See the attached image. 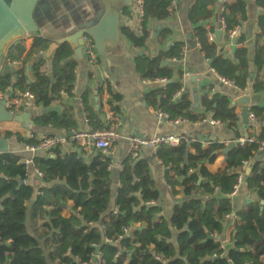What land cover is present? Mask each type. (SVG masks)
I'll use <instances>...</instances> for the list:
<instances>
[{"label": "trees", "instance_id": "1", "mask_svg": "<svg viewBox=\"0 0 264 264\" xmlns=\"http://www.w3.org/2000/svg\"><path fill=\"white\" fill-rule=\"evenodd\" d=\"M144 17L142 33L137 34L130 28L123 32L137 47L146 45L150 31L147 23L152 20H166L172 12L169 0H143ZM217 0H196L189 11L195 36L200 50L211 61L212 68L221 78L234 82L240 90H246L252 81L253 90H264V76L251 78L252 64L264 69V15L260 16V32L257 34L254 53L251 56L249 47H237L233 56H226L224 48L209 38L205 22L211 15L209 4ZM264 7V0H257ZM223 17L226 23L224 39L236 44L243 43L245 36H233L232 32L246 19L243 0H226ZM171 30L161 29L158 42L164 43ZM52 40L46 37L36 39L34 48L23 61L20 58L26 51L23 40L10 44L4 58L17 66L14 72L0 71V91L14 95V90L31 91L37 105L49 106L61 96V91L70 92L74 86L78 61L73 57L74 50L69 43L62 44L52 58L53 70L49 74L47 61L43 53L49 48ZM183 42L161 49L154 57H137L138 70L142 78L157 80L167 78L166 85L152 90L148 99L160 111L169 113L173 119L202 121L212 113L216 121L237 128L240 116L231 104V97L221 93L213 96L206 92L201 98L203 112L193 109L191 92L186 90L178 96L183 84L175 79V69L171 64L173 58L183 56ZM43 52V53H42ZM38 59L31 64L34 80L29 82L23 64L30 62L33 55ZM23 63L22 66L15 64ZM168 64H165V62ZM12 89V90H11ZM121 96L111 92V105L114 114L119 111L115 102ZM251 111L257 120L263 122L253 142L241 144L238 134L234 146L227 153V167L217 173L208 170L205 162H213L216 152L227 147L224 143H211L208 149L195 142L192 146L196 152L191 153V143L183 139L178 146L163 144L159 147L157 157L163 164L171 167L173 175L169 182L174 185L183 177L187 199L174 208L172 220L160 215L162 208L158 205L160 193L150 173L151 159H127L121 173L122 186L115 196L118 211L105 214L114 197L112 189V172L109 168L110 157L96 156L91 163H86L76 152L62 154L60 146L52 149L56 155L36 156V168L42 171L43 179L48 184L42 189L30 210L34 189L22 183L28 176V165L20 162L19 155L0 153V264H85L90 263L98 248L103 255L101 264H264V212L261 202L264 201V159L258 155L264 143V107L252 106ZM38 126H55L71 129L72 123L65 113L52 111L35 116ZM103 127V123L97 128ZM24 140L27 144H37L39 137ZM186 156V158H185ZM254 160L249 173L247 186L257 199L240 212V221L235 225V244L227 253L220 247L215 235H221L224 223L233 211L232 193L245 164ZM202 181L199 182V179ZM73 200L74 213L65 217L62 212ZM155 204H151V203ZM157 203V204H156ZM44 220L45 231L34 236L28 228V220ZM103 223V229L96 224ZM146 227L136 228L135 223ZM178 230L179 249L173 247V231ZM47 237L42 245L41 240ZM105 238L111 241H105ZM130 255L129 261L127 256ZM212 257H217L212 259Z\"/></svg>", "mask_w": 264, "mask_h": 264}, {"label": "crops", "instance_id": "2", "mask_svg": "<svg viewBox=\"0 0 264 264\" xmlns=\"http://www.w3.org/2000/svg\"><path fill=\"white\" fill-rule=\"evenodd\" d=\"M110 1L113 6L121 12L120 45L117 48H108L111 67L116 68L114 77L102 66L101 59L98 65H92L88 62L86 56L84 59L78 60L73 54V57L78 61V65L75 69L76 78L72 90L70 92L65 90L61 91V96L54 100L49 106L44 107L42 105H37L34 101L31 107L22 109L19 112L30 114V120L32 121L35 116L52 111H56L60 114L65 113L72 123V128L59 129L52 125L43 127L35 124L32 129H27L25 127V121H4L0 123V137H4L7 140L9 145L8 152L19 155L21 158L20 162H23V159L31 158L32 154L25 151L27 143L22 139L30 137L29 135L32 132H36L40 139L44 135L62 136L69 135L73 131L96 128L100 125V122L102 124L105 113L113 112L109 103L111 92L118 94L121 96V101L115 102V104L119 106V111L117 114H114V112L113 114L116 127L123 135V139L117 144L116 149L108 156L111 159L109 168L112 172V189L114 190V197L105 216L109 212L115 211L117 208V206H115V196L118 189L122 186L121 173L124 169L125 161L127 159L137 161L138 159L148 158L151 159L149 161L151 176L160 193V200L158 202V205L162 208L160 215L164 216L168 221H171L176 205L182 204L187 199L182 185L184 178H179L178 183L174 185L169 182V175H173L174 173L171 167L163 164L161 159L157 157L159 148L145 146L141 150L140 157L138 159H132L130 156V142L128 137L134 134L142 136L172 134L189 140L191 143L190 152L195 153L196 150L192 146L195 142L201 143L205 149H208L211 143H224L228 146V144L236 141L238 134H241V138L249 133L257 132L259 128L256 126L254 127L251 121L247 124L244 123L242 116L243 107L239 104H233L234 99L238 95L243 94L240 93L234 85L221 79V76L212 68L211 61L206 58L200 50L193 24L189 19V11L196 0H181L178 8L172 12V15L166 20H150L147 23L150 37L143 47L135 46L123 32V28L128 27L137 34L142 33L143 18L140 15L138 0ZM225 1L226 0L221 2L217 0L216 3L209 4L208 9L211 11V15L205 22V27L209 30V33L214 35V40L224 48L223 52L226 56L232 57L236 48L240 46L249 47L252 56L256 37L260 32L259 19L260 16L264 15V7L259 5L257 0H243L245 2L246 19L236 28L237 32L234 36H245V41L236 44L234 43V38L229 42L224 39L225 28H223V11ZM102 6L103 0H43L37 8L41 37L51 39L52 42L55 39L64 37L74 26L93 17ZM159 26L161 27L158 30ZM164 28L170 29L171 34L165 42L161 44L158 42V35L160 30ZM219 30H222V34L218 38L217 33ZM155 31L158 32L157 36L154 38L153 33ZM37 36L36 34L25 35L15 40H23L26 46V51L20 58L21 61H23L26 55L34 48ZM177 42H183L185 44L183 56L177 60L172 59L171 64L175 69V79H179V71H183L181 81L185 91L188 90L191 92L194 103L193 109L196 112H203L201 98L206 92L210 93L211 96H213L214 93L228 95L231 97V104L235 107L236 113L240 116L237 128H230L223 122L211 123L210 120H214L212 118V113H208L206 119L196 122L182 120L179 123H164L159 120L156 113L159 109L149 102L148 95L152 90L162 84L157 82V80L152 81L142 78L138 70L137 57H154L161 49H167L170 45ZM8 47L5 54L7 53ZM251 47L253 48L252 50ZM54 54L55 52L52 56L45 57L49 74H51L53 70L52 58ZM38 56V54H34L31 61L25 64L21 63V61L15 63H18V66L19 64H23L29 82L34 80L31 64L38 59ZM8 65L14 67L15 70L18 68L9 62ZM2 70H4L3 67L0 71ZM251 70V78H254L258 74L264 76V69L259 71L255 64H252ZM195 78V85L198 88L199 95V105L197 107L195 106L193 92V81ZM19 91L20 90L16 89L14 93ZM246 91L247 95L252 97V102L249 104L250 109L255 105L264 107V90L255 92L251 81ZM60 150L63 155L76 152L86 163H91L96 156L102 155L96 148L93 150L91 147L85 149L70 142L62 144ZM224 150L225 149L216 152V158L213 162H205L208 170L212 173H217L227 167L228 156L224 153ZM46 155H50L51 157L54 155L52 158L56 157L52 150L48 153H39L37 156ZM258 157L264 159V148L261 149ZM252 162L255 161L251 160L245 164L243 183L238 193L233 196L229 194L233 204V211L224 223L223 233L221 235H215V239L220 243V247L225 250V253L234 247L235 225L240 221V212L246 210L249 205L257 199V195L249 191L246 182V176H249L251 171H248V167ZM27 165L28 176L23 183L31 185L34 189L33 199L29 203L31 210L33 202L42 194V189L47 187L48 184L43 179V176L39 175V169L36 168L35 163H29ZM73 206V200H69L68 207L62 212V215L70 217L72 213H74ZM43 224L44 220L40 218L31 219L29 217L28 228L34 236L40 235L45 231ZM96 225L101 229L104 228L102 221L98 222ZM145 227L143 223L139 222L135 223L132 229H126L125 232L126 234H131L134 229H143ZM178 233V230H174L171 240V244L177 249H179ZM46 239L47 237L45 236L42 238V245ZM105 241H108V239L105 238ZM129 259L130 255L127 256L128 261ZM167 262L168 261H166L165 264H167Z\"/></svg>", "mask_w": 264, "mask_h": 264}, {"label": "water", "instance_id": "3", "mask_svg": "<svg viewBox=\"0 0 264 264\" xmlns=\"http://www.w3.org/2000/svg\"><path fill=\"white\" fill-rule=\"evenodd\" d=\"M43 0H0V69L3 67L5 72L15 71L14 67L4 65L5 51L7 47L16 39L25 35H38L41 37V28L38 23L37 8ZM223 2L224 0H220ZM121 12L117 10L110 0H103V6L101 9L89 20L79 23L74 26L67 35L64 37L53 40L47 51L43 53L44 57H50L55 50L60 48L62 44L69 43L74 50V55L78 60L85 58L84 53V35H90L96 45L97 53L101 59V64L105 70L114 77L115 67H111L109 60L108 48H117L120 45L121 40ZM161 26L158 27V30ZM157 32L153 33L154 38L157 36ZM222 30L217 33L218 38L221 36ZM236 43V38H234ZM253 48L251 47V50ZM165 64H168L166 61ZM19 66H22L19 64ZM113 72V73H112ZM194 87V100L195 106L199 105L198 88L196 84V78L193 81ZM252 102L250 95H238L233 104H239L243 107L242 116L244 123H249L250 107ZM8 99L4 98L0 101V123L4 121H25V127L32 129L35 126L34 121L30 120V114L28 113H12L7 107ZM234 146V143L228 144L224 153H228L229 149ZM94 145L91 146L93 150ZM9 151V145L4 137H0V153ZM54 157V155L52 156ZM186 158V156H185ZM254 162L250 163L248 171L251 170ZM248 175L246 176V182ZM202 178L199 179V184ZM24 182L23 180L21 181ZM261 212H264V201L261 202ZM99 248L96 254L99 252ZM217 257H212L216 259Z\"/></svg>", "mask_w": 264, "mask_h": 264}, {"label": "built area", "instance_id": "4", "mask_svg": "<svg viewBox=\"0 0 264 264\" xmlns=\"http://www.w3.org/2000/svg\"><path fill=\"white\" fill-rule=\"evenodd\" d=\"M181 0H169V10L174 12L180 3ZM140 6V15L144 17V1L138 0ZM223 28H226L225 20L223 19ZM237 30L232 32L234 36ZM210 40H214V35L209 33ZM84 53L88 60V62L92 65H98L100 62V57L97 53L96 45L93 38L90 35H84ZM177 60V58H173ZM223 81L234 85L236 88L237 86L234 82L225 80L221 78ZM157 82L161 83L162 85H166L168 82L167 78L157 79ZM240 93L243 95H247L246 90H240L237 88ZM185 91V88L182 87L181 91L177 94L180 95L182 92ZM8 99L7 107L12 113H19L22 109L29 108L33 105L35 101V95L31 91H19L16 92L14 95H9L5 92H0V101L2 99ZM157 116L161 122L164 123H179L183 119H173L169 113L157 110ZM211 123H220V121L210 120ZM249 121H251L254 127H260L263 122L257 120V116L250 110L249 114ZM103 127L101 128H91L86 130L80 131H73L69 135H44L40 138L37 144H27L25 147V151L32 154L31 158L23 159V162L26 164L34 163V158L42 152L48 153L55 147L61 146L65 142H70L74 145H78L81 148H88L94 145L96 149H98L103 157H108L115 149L117 144L123 139V135L117 129L116 123L114 121V114L113 112H107L103 118ZM33 137L31 133L29 135ZM184 137H179L172 134H163V135H152V136H142L138 134H134L128 137L130 142V156L132 159H138L141 155V150L145 146H150L154 148H159L163 144H168L171 146H178ZM256 140L255 136L246 135L238 139L241 144H245L246 142H253ZM264 148V143L262 148ZM39 175L43 176L41 170H38ZM243 183V172H240L238 176V181L233 187L231 196L238 193L241 184ZM153 203V202H152ZM151 203V204H152ZM118 208L115 209L114 212H117ZM108 241H111L108 239ZM103 255L99 251L97 254L95 253L94 258L90 263L85 264H101L102 263Z\"/></svg>", "mask_w": 264, "mask_h": 264}]
</instances>
